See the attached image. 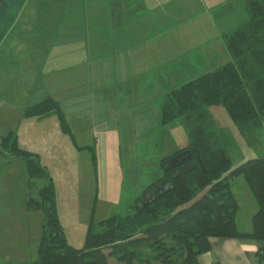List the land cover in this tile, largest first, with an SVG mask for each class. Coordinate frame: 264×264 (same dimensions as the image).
Wrapping results in <instances>:
<instances>
[{
  "label": "rangeland",
  "instance_id": "rangeland-1",
  "mask_svg": "<svg viewBox=\"0 0 264 264\" xmlns=\"http://www.w3.org/2000/svg\"><path fill=\"white\" fill-rule=\"evenodd\" d=\"M11 1L16 2L0 13V41L13 29L43 33L41 41L48 45H60L71 37L75 45L81 44L85 16L90 20L92 11L105 9L85 1H111L107 16L100 17L102 27L90 28V85L82 92L78 89L74 100L60 103L77 145L93 146L97 166L89 149H79L70 135L49 125L33 127L42 131L40 138L26 142L29 150L41 154L42 165L53 177L56 208L69 242L81 247L92 212L97 221L131 213L134 200L164 175L161 158L189 143L181 121L162 122L166 96L229 61L225 34L249 15L244 0ZM21 1L32 3L24 15ZM13 90L8 85L0 88V150L3 136L12 130L22 134L27 125V103L19 94L12 95ZM209 110L230 135L233 167L264 155V123L242 132L223 105ZM5 156L0 155V264L31 263L38 256L44 213L28 209L27 200L30 194L37 196L36 186L48 181L34 178L36 185H30L25 161ZM234 188L245 218L252 208L251 197L243 187ZM110 261L117 263L113 257Z\"/></svg>",
  "mask_w": 264,
  "mask_h": 264
},
{
  "label": "trees",
  "instance_id": "trees-1",
  "mask_svg": "<svg viewBox=\"0 0 264 264\" xmlns=\"http://www.w3.org/2000/svg\"><path fill=\"white\" fill-rule=\"evenodd\" d=\"M244 2L248 19L225 34L231 59L175 87L164 101L162 122L181 121L189 143L161 158L164 175L146 190L165 178L171 180L173 187L140 209L138 203L145 190L134 200L133 210L127 215L116 214L97 221L92 212L83 246L69 242L56 208L53 177L42 165L39 154L22 148L15 131L2 137L0 152L25 161L30 185H36L34 178L48 181L42 187L36 186L37 196L30 194L27 200L28 209H42L44 213L37 259L6 264H199L198 255L212 248L211 236L264 240V155L233 167L230 135L218 126L209 110L213 105H223L242 132L264 123V0ZM24 115H56L61 130L77 145L57 99L48 97L30 105ZM78 148L89 149L97 166L93 146ZM193 148L203 166L193 151L192 159L170 168L171 157ZM193 165L196 166L175 176ZM236 177L247 181L258 205L249 232L237 225L240 205L232 189ZM110 257L117 263L111 262Z\"/></svg>",
  "mask_w": 264,
  "mask_h": 264
},
{
  "label": "crops",
  "instance_id": "crops-1",
  "mask_svg": "<svg viewBox=\"0 0 264 264\" xmlns=\"http://www.w3.org/2000/svg\"><path fill=\"white\" fill-rule=\"evenodd\" d=\"M15 2L11 1L12 4H15ZM85 2H94L93 6L105 7V9L100 8L98 13H96L97 9L92 11L89 15L91 18L90 20L87 17L88 15L85 16L84 36L79 45H75L73 37L61 42V44L63 43L62 46L61 44L48 45L41 41L43 33L34 31H19L14 33L12 29L9 32H5L3 38L1 37L0 88L2 85H8L12 90L16 88V90H13L11 93L12 95L13 93L19 94L25 99L27 103L26 108L48 97H53L60 103L66 98L74 100V97L78 93V89L80 90L79 92H82L85 90L86 86L90 85L92 78V49L88 43V39L92 33L90 28L102 27L103 21L100 17L107 16V6L111 1ZM123 2L124 4L126 3V1ZM134 2L135 1H132L131 3L133 4ZM21 5L23 9L20 13L24 15V12H29L28 6L32 5V3L30 1H23ZM243 5L245 6V2ZM2 33L3 32L0 34ZM218 65H220V63L217 64V66ZM25 118V123L27 125L23 129L24 132H22L24 136L20 131L17 133L18 142L21 144L22 148L25 147V149L28 150L32 149L26 145L27 140L30 139L33 141L40 138L39 135L42 131L32 129L35 126L49 125L51 130L59 132L60 134L64 133L61 130L56 115H50L44 118ZM0 155L5 156V154L2 153H0ZM40 155L41 154H39V157ZM7 156L9 157L11 155H6L5 158H7ZM244 180L245 179L242 177L234 179V181H232V189L240 205L237 214V225L242 231L249 232L253 229V217L258 210V205L254 196L248 191ZM234 187H237V190L243 187L251 197L252 208L245 218H243L244 213L242 211L238 192ZM58 214L62 222V214L59 210ZM84 229L87 230V227H84ZM65 231L66 234H68L66 228ZM209 239L212 248L210 251L198 255L199 264H264V240L247 241L220 236H211Z\"/></svg>",
  "mask_w": 264,
  "mask_h": 264
},
{
  "label": "water",
  "instance_id": "water-1",
  "mask_svg": "<svg viewBox=\"0 0 264 264\" xmlns=\"http://www.w3.org/2000/svg\"><path fill=\"white\" fill-rule=\"evenodd\" d=\"M8 2H10V0H8V1L0 0V10L5 6L6 7H12L13 6L12 3H10V5H9ZM193 151L197 155L200 164L203 166V162L201 160L199 153L197 152V149L193 148V149H187V150L171 157L169 160L170 168L177 167L180 164L187 162L188 160L192 159ZM195 166L196 165H193L192 167H187L185 169H182L178 173H176L175 176H178L182 173H185V172L189 171L190 169L194 168ZM172 187H173L172 182L169 178H165V179H162L161 181L157 182L156 184H154L153 186H151L149 189L146 190L144 197H142L139 200L138 208L141 209V208L145 207L146 205L156 201L158 198L165 195Z\"/></svg>",
  "mask_w": 264,
  "mask_h": 264
}]
</instances>
